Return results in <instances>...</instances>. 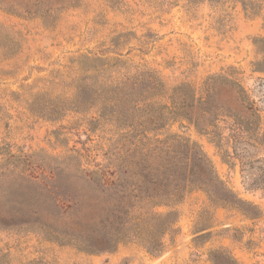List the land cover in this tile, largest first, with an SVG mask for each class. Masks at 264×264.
Returning a JSON list of instances; mask_svg holds the SVG:
<instances>
[{
  "label": "rangeland",
  "instance_id": "obj_1",
  "mask_svg": "<svg viewBox=\"0 0 264 264\" xmlns=\"http://www.w3.org/2000/svg\"><path fill=\"white\" fill-rule=\"evenodd\" d=\"M256 38H264V0H0V162L2 150L56 156L85 146L94 160L111 154L119 165L132 142L123 144L115 126L89 125L95 109L74 107L81 55L156 72L159 104L180 86L189 120L148 135L179 134L204 154L189 162L191 182L172 205L177 218L159 252L129 241L87 254L0 225V264H264V51ZM210 124L216 129L205 131ZM239 143L248 153L237 152Z\"/></svg>",
  "mask_w": 264,
  "mask_h": 264
},
{
  "label": "trees",
  "instance_id": "obj_2",
  "mask_svg": "<svg viewBox=\"0 0 264 264\" xmlns=\"http://www.w3.org/2000/svg\"><path fill=\"white\" fill-rule=\"evenodd\" d=\"M255 41L264 51V38ZM75 62L80 75L74 107L95 109L96 117L87 123L115 126L123 133V144L132 146L123 145L119 165L111 154L102 162L94 160L85 146L56 156L2 150L0 225L35 231L87 254L112 252L129 241L159 252L177 218L172 205L191 182L189 162L202 160L204 154L179 134L157 138L148 133L189 120L186 99L176 97L179 86L168 97L169 104H159L163 82L156 72L127 67L120 58L81 55ZM199 103L206 106L207 101ZM208 127L204 130L216 129ZM236 150L249 151L240 143ZM258 170L264 173V165ZM159 207L168 210L159 212Z\"/></svg>",
  "mask_w": 264,
  "mask_h": 264
}]
</instances>
